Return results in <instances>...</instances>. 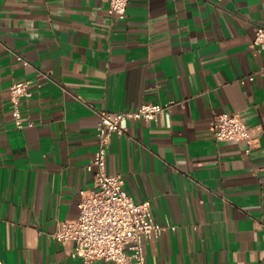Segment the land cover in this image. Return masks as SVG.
I'll list each match as a JSON object with an SVG mask.
<instances>
[{
	"label": "crops",
	"instance_id": "crops-1",
	"mask_svg": "<svg viewBox=\"0 0 264 264\" xmlns=\"http://www.w3.org/2000/svg\"><path fill=\"white\" fill-rule=\"evenodd\" d=\"M257 26L264 0H130L120 18L108 0H0V264H84L52 232L94 186L97 111L172 99L170 115L128 119L107 155L168 224L144 242L146 264H264ZM24 79L19 128L9 88ZM225 111L256 134L250 152L244 139L214 138Z\"/></svg>",
	"mask_w": 264,
	"mask_h": 264
},
{
	"label": "built area",
	"instance_id": "built-area-1",
	"mask_svg": "<svg viewBox=\"0 0 264 264\" xmlns=\"http://www.w3.org/2000/svg\"><path fill=\"white\" fill-rule=\"evenodd\" d=\"M108 1L111 14L119 18L125 16L130 0ZM253 44L264 51V26L256 27ZM17 56L22 59L21 55ZM259 71L264 75V63ZM40 74L47 75L44 71ZM253 78L254 74L248 76V79ZM30 82V79L14 81L9 88L12 113L19 128L26 124L21 99L32 94ZM176 102L174 99L164 103L148 101L134 109L97 111L98 146L88 165L94 173V186L81 191L78 215L59 221L52 232L59 240L73 242L74 254L81 257L84 264H92L95 259L115 264H146L144 242L159 236L168 227L155 220L149 199L136 200L123 187L122 174L108 171L107 155L112 135L123 133L128 119L149 121L170 115L171 106ZM211 129L217 140H246L247 152L256 140V134L238 112L218 113L211 121Z\"/></svg>",
	"mask_w": 264,
	"mask_h": 264
}]
</instances>
